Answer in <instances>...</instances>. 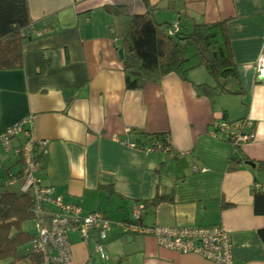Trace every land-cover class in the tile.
I'll return each instance as SVG.
<instances>
[{
    "label": "crops",
    "instance_id": "obj_1",
    "mask_svg": "<svg viewBox=\"0 0 264 264\" xmlns=\"http://www.w3.org/2000/svg\"><path fill=\"white\" fill-rule=\"evenodd\" d=\"M31 24L25 30L24 67L0 71V185L6 171L22 169L15 152L19 133L6 148L2 135L18 123L35 139L49 141L37 175L65 203L99 211L113 223L103 245L69 234L67 264H213L194 253L159 245L150 235L123 233L117 223L145 204V226L222 225L231 235L237 264H264L252 190H262L257 161L264 160V80L257 63L264 55V0H149L159 21L226 23L244 94L197 93L211 82L205 68L188 80L175 73L142 90L127 89L118 46L127 19L146 11L142 0H28ZM124 4V14L106 6ZM223 121L246 122L252 138L238 146L220 129ZM166 133L171 149L147 153L126 142ZM241 164L229 168L231 157ZM19 187V183L13 186ZM170 199L154 205L156 195Z\"/></svg>",
    "mask_w": 264,
    "mask_h": 264
},
{
    "label": "trees",
    "instance_id": "obj_2",
    "mask_svg": "<svg viewBox=\"0 0 264 264\" xmlns=\"http://www.w3.org/2000/svg\"><path fill=\"white\" fill-rule=\"evenodd\" d=\"M142 1L146 11L128 17L127 30L117 47L124 49L122 62L127 89L142 90L147 83L158 82L170 73L188 80L191 71L203 67L212 81L195 84L199 95L213 99L218 95L244 94L224 21L204 23L179 19V30L170 34L173 24L159 21L155 15L158 7L151 6L149 0ZM124 7V4L106 6L114 15H123ZM30 24L28 0H0V71L24 67V44L29 39L25 30ZM146 139L142 144L166 145V133L146 135ZM240 164L241 160L233 156L229 168L236 169ZM257 168L262 176V190H252L254 208L256 213L264 215V160L257 161ZM6 173L0 185V264H42L41 255L29 250L35 233L23 229V223L35 217L33 191L21 192L19 187L16 189L7 183L12 176H17L20 182L22 169L14 174L10 170ZM165 199L172 200L158 194L145 202L156 205ZM259 235L264 243V226Z\"/></svg>",
    "mask_w": 264,
    "mask_h": 264
},
{
    "label": "built area",
    "instance_id": "obj_3",
    "mask_svg": "<svg viewBox=\"0 0 264 264\" xmlns=\"http://www.w3.org/2000/svg\"><path fill=\"white\" fill-rule=\"evenodd\" d=\"M179 30V20H176L169 33ZM257 77L264 80V55L257 63ZM28 120L9 128L2 135L6 148L11 147V139L19 133H24V142L15 152L22 161V179L17 176L7 180L11 186L20 184L21 192L33 191L35 197L34 220L38 230L29 243V250L42 257V264H67L71 259V243L69 234L77 232L88 242L95 238L94 249L104 260L107 253L103 240L113 227L114 223L102 212H84L83 209L72 203H65L57 195L53 187L43 186L41 178L37 175L42 167L41 157L48 153L49 141L35 139L30 130L26 128ZM251 122L223 121L220 129L228 135L235 146L247 142L252 138L251 133L245 129L251 127ZM133 148L141 149L147 153L157 150L171 149V138L166 134V145L126 142ZM145 207L135 204L132 208L131 219L117 223L123 233L150 235L156 238L160 246L175 250L182 254L194 253L211 261L213 264H237L233 258L232 240L230 233L222 225L214 226H145L142 224Z\"/></svg>",
    "mask_w": 264,
    "mask_h": 264
},
{
    "label": "rangeland",
    "instance_id": "obj_4",
    "mask_svg": "<svg viewBox=\"0 0 264 264\" xmlns=\"http://www.w3.org/2000/svg\"><path fill=\"white\" fill-rule=\"evenodd\" d=\"M23 229L35 233L38 230L37 222L35 220L26 221L23 223Z\"/></svg>",
    "mask_w": 264,
    "mask_h": 264
},
{
    "label": "water",
    "instance_id": "obj_5",
    "mask_svg": "<svg viewBox=\"0 0 264 264\" xmlns=\"http://www.w3.org/2000/svg\"><path fill=\"white\" fill-rule=\"evenodd\" d=\"M119 57L123 60L124 59V49L123 47H120L118 50Z\"/></svg>",
    "mask_w": 264,
    "mask_h": 264
}]
</instances>
